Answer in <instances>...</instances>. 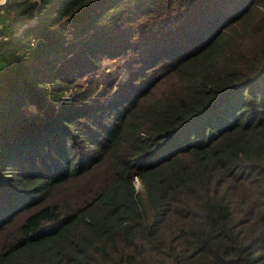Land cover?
<instances>
[{
    "label": "trees",
    "instance_id": "trees-1",
    "mask_svg": "<svg viewBox=\"0 0 264 264\" xmlns=\"http://www.w3.org/2000/svg\"><path fill=\"white\" fill-rule=\"evenodd\" d=\"M0 264H264V0L0 6Z\"/></svg>",
    "mask_w": 264,
    "mask_h": 264
},
{
    "label": "rangeland",
    "instance_id": "rangeland-1",
    "mask_svg": "<svg viewBox=\"0 0 264 264\" xmlns=\"http://www.w3.org/2000/svg\"><path fill=\"white\" fill-rule=\"evenodd\" d=\"M134 187L135 188H138L139 187V184H138V182L135 180V182H134Z\"/></svg>",
    "mask_w": 264,
    "mask_h": 264
},
{
    "label": "water",
    "instance_id": "water-1",
    "mask_svg": "<svg viewBox=\"0 0 264 264\" xmlns=\"http://www.w3.org/2000/svg\"><path fill=\"white\" fill-rule=\"evenodd\" d=\"M6 2H7V0H4V2H3V3H0V6H2V5H4V4H6Z\"/></svg>",
    "mask_w": 264,
    "mask_h": 264
},
{
    "label": "snow or ice",
    "instance_id": "snow-or-ice-1",
    "mask_svg": "<svg viewBox=\"0 0 264 264\" xmlns=\"http://www.w3.org/2000/svg\"><path fill=\"white\" fill-rule=\"evenodd\" d=\"M4 2V0H0V3H3Z\"/></svg>",
    "mask_w": 264,
    "mask_h": 264
}]
</instances>
